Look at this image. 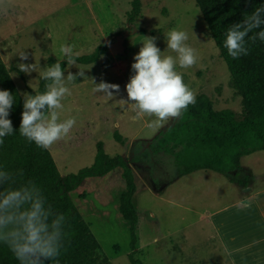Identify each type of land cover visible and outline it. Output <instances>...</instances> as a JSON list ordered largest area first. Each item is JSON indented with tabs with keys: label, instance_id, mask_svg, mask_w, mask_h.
Instances as JSON below:
<instances>
[{
	"label": "rangeland",
	"instance_id": "374dc122",
	"mask_svg": "<svg viewBox=\"0 0 264 264\" xmlns=\"http://www.w3.org/2000/svg\"><path fill=\"white\" fill-rule=\"evenodd\" d=\"M132 1L5 0L6 10L0 7V57L23 99L24 93L44 91L46 82L38 72L57 62L54 52L59 45H74L76 66L69 68L62 62L65 77L80 69L86 77L67 82L71 95L63 101L61 119L74 117L76 125L49 150L63 176L94 163L98 142L109 155H122L128 161L137 185L133 202L139 216L138 260L150 264H234L225 252L223 238L234 246L231 216L240 205L223 208L264 188V150L242 157L234 174L243 183L230 182L225 174L207 168L181 174L175 155L180 147L161 146L160 133L184 112L179 118L150 126L154 117H137L132 106L121 100H127L126 84L143 36L156 37L157 46L165 51L164 34L172 28L185 31L187 43L197 52L193 67L177 68L196 94L193 106L204 95L214 111L231 109L241 120L246 116L242 93L195 0H141V11L129 22ZM123 33L125 52L113 53L109 45ZM21 51L28 60L20 59ZM19 63H36L37 72H20ZM92 78L96 83L118 84L120 91L113 97L94 93ZM115 131L125 141L116 139ZM122 172L119 167L112 174L95 177L70 195L102 252L115 264H132L130 223L119 210L126 188ZM253 231L255 239L260 230Z\"/></svg>",
	"mask_w": 264,
	"mask_h": 264
},
{
	"label": "trees",
	"instance_id": "16d2710c",
	"mask_svg": "<svg viewBox=\"0 0 264 264\" xmlns=\"http://www.w3.org/2000/svg\"><path fill=\"white\" fill-rule=\"evenodd\" d=\"M195 2L215 40L220 57L226 62L234 84L242 93L246 116L238 120L231 109L214 111L203 95L198 105H190L174 125L160 133V144L163 147L169 144L180 147L175 155L181 174L207 168L225 174L232 182L243 183L234 174L241 167L242 157L264 150V42L257 40L249 43V54L233 59L224 48L223 40L228 26L242 20L245 12L250 13L255 7L264 5V0H251V3L246 0ZM141 5V0L132 1L129 22L141 11ZM0 90H9L15 98L9 118L16 131L5 137L4 143L0 145V169L17 174L16 186L33 181L53 211L65 217L64 247L58 258L59 264H115L102 252L100 242L73 202L70 192L77 189L85 178L105 175L117 167L123 168L126 182V188L120 196L119 210L130 223V261L132 264H150L135 257L139 216L133 195L137 185L128 161L122 155H109L103 143L98 142L94 163L63 176L49 149L38 148L19 134L23 99L1 57ZM114 135L119 141H125L118 131ZM21 171L22 176L18 175ZM0 264H19L2 243ZM50 264H56V261Z\"/></svg>",
	"mask_w": 264,
	"mask_h": 264
},
{
	"label": "clouds",
	"instance_id": "9594fccd",
	"mask_svg": "<svg viewBox=\"0 0 264 264\" xmlns=\"http://www.w3.org/2000/svg\"><path fill=\"white\" fill-rule=\"evenodd\" d=\"M251 3V0H246ZM0 7L6 10L5 0ZM165 35L166 50L157 46V38L143 36L139 52L133 57V74L126 84L127 100L137 117H154L150 126H159L171 118H179L190 105L196 102V94L185 83L177 68L188 69L198 60L196 50L187 41L188 34L179 28L170 29ZM223 46L233 59L249 54V43L264 42V5L245 12L243 19L233 22L224 33ZM57 62L39 71V78L45 81L44 91L23 94V111L19 134L38 148L49 149L56 142L68 136L76 125V119H61L63 101L71 95L67 82L86 77L80 69L77 74L65 70L62 62L69 68L76 66L74 45L60 44L56 52ZM172 53V54H167ZM22 61L28 60L26 52L18 53ZM20 72L30 75L37 72L36 63H19ZM93 83L92 91L113 97L120 91V85L105 81ZM31 87V82H30ZM14 96L9 90H0V145L4 138L16 131L9 118L14 104ZM16 175L0 169V243L6 245L19 264H59L64 247L65 217L53 211L46 203L41 189L31 180L18 186ZM23 175L22 171L18 174Z\"/></svg>",
	"mask_w": 264,
	"mask_h": 264
},
{
	"label": "crops",
	"instance_id": "0c3cea01",
	"mask_svg": "<svg viewBox=\"0 0 264 264\" xmlns=\"http://www.w3.org/2000/svg\"><path fill=\"white\" fill-rule=\"evenodd\" d=\"M117 168L105 175L112 174ZM95 177L98 176L85 178L75 190H80L86 182L93 180ZM240 197L239 200L235 199L232 204L224 206L223 208L224 210H228L240 205L239 208L234 209L235 213L231 216V219L233 220L232 223H235L231 238L234 242V246L230 247V244H227L226 239L223 238V242L227 248L225 252L228 251L233 257V260L231 261H233L234 264H264V188ZM249 201L253 202V205H251ZM223 209H221V212ZM150 214L154 215L152 211ZM254 229L260 230L257 232L259 234L255 239L253 238L256 234V232L253 231ZM256 242L258 244H256ZM137 243L136 249L138 248L137 246H139Z\"/></svg>",
	"mask_w": 264,
	"mask_h": 264
},
{
	"label": "water",
	"instance_id": "95a60500",
	"mask_svg": "<svg viewBox=\"0 0 264 264\" xmlns=\"http://www.w3.org/2000/svg\"><path fill=\"white\" fill-rule=\"evenodd\" d=\"M125 37H126V33H123L117 36L115 41L109 45V48L111 49L113 53H124L125 52V48H126L124 44Z\"/></svg>",
	"mask_w": 264,
	"mask_h": 264
},
{
	"label": "flooded vegetation",
	"instance_id": "af4514ba",
	"mask_svg": "<svg viewBox=\"0 0 264 264\" xmlns=\"http://www.w3.org/2000/svg\"><path fill=\"white\" fill-rule=\"evenodd\" d=\"M238 180H240V179H238Z\"/></svg>",
	"mask_w": 264,
	"mask_h": 264
}]
</instances>
